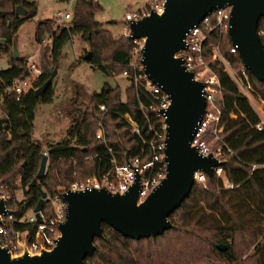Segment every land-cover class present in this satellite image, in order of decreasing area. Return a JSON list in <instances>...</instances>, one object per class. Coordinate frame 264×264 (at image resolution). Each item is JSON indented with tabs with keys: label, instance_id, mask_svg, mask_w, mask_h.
<instances>
[{
	"label": "trees",
	"instance_id": "obj_1",
	"mask_svg": "<svg viewBox=\"0 0 264 264\" xmlns=\"http://www.w3.org/2000/svg\"><path fill=\"white\" fill-rule=\"evenodd\" d=\"M70 17L63 24H56L52 17L38 19L33 27V38L41 43L44 37L49 42L40 48V72L32 80V86L16 93L3 91L4 85L16 77H23L28 68L21 55H12L18 26L36 12V0H0V53L7 55L8 65L0 69V186L3 192L20 189L23 197L14 200L13 213L20 216L32 209L40 196L34 179L46 193L40 212L43 217L53 216L49 198L57 191V185L68 184L88 174H99L108 167L111 147L120 160L124 146L129 156L151 157V150L143 140H149L153 132L150 123L140 108L139 101L148 103L150 97L142 88H136L131 77L124 89L104 82L98 91L82 95L75 91L66 105L69 121L63 135L54 140L35 136L33 117L38 103L50 102L54 87L50 82L40 93L33 90L48 76V66L57 63L63 44L75 32L87 43L81 54L89 65L104 74L122 73L129 69L135 42L120 34L101 27L95 14L101 10L98 0H73ZM20 5L24 12L16 14ZM258 30L264 45V17L258 21ZM203 53L210 56L214 47L222 58L210 61L217 74L221 97H216L222 106L219 139L214 146L225 142L231 152L221 165L224 176L215 172L211 178L195 179L189 194L170 214L174 227L165 229L155 237L138 239L124 236L112 226L101 222L102 236H94V250L87 254L82 264H264V127L256 123L260 115L252 106L247 93L240 91L237 78L225 68V60L237 69V77L243 79V62L236 51H231L232 41L226 28L220 29L214 16L208 22ZM49 58H46V55ZM253 94L264 98V81L257 79L246 69ZM245 81V79H243ZM84 98L86 100H84ZM105 111L101 114L104 141L94 137L93 130L100 114L98 104ZM150 115L152 114L149 112ZM125 114L134 118L140 132L131 130ZM144 146V151L142 147ZM42 147L46 150L44 172L36 176ZM95 153L97 155H95ZM86 154L93 155L85 159ZM225 180L233 186L225 185ZM6 203L9 205L10 199ZM13 207V206H12ZM14 227L31 228L34 223L25 221ZM218 243L225 245L219 248Z\"/></svg>",
	"mask_w": 264,
	"mask_h": 264
},
{
	"label": "water",
	"instance_id": "obj_2",
	"mask_svg": "<svg viewBox=\"0 0 264 264\" xmlns=\"http://www.w3.org/2000/svg\"><path fill=\"white\" fill-rule=\"evenodd\" d=\"M230 6L227 31L232 44L246 69L264 81V45L258 32V21L264 17V0H164L161 12L149 13L130 22L131 38H141L145 70L155 82L168 93L169 104L165 110L166 175L147 196L138 201L139 184L136 181L124 193L109 192L102 188L70 190L61 192L65 202V213L57 221L58 234L49 247L39 252H28L26 248L13 254L0 245V264H82L83 258L91 254L95 246L94 236H102L103 221L130 238L155 237L165 229L174 227L169 214L189 194L195 182V172L204 171L211 178L214 167L225 159L209 153L203 155L191 145L194 129L205 108L203 82L185 68L176 53L184 45L186 32L216 7ZM16 14L24 9L14 8ZM3 11L0 9V17ZM4 40L0 38V42ZM12 55L17 54L15 43ZM48 76L37 87L40 93L55 74L56 67H47ZM3 117H0V126ZM124 157L129 161V150L124 146ZM46 156L41 154L36 176L44 172ZM40 196L32 207L36 221L40 222V207L45 191L34 179ZM9 209L0 196V216ZM219 248L225 245L218 243Z\"/></svg>",
	"mask_w": 264,
	"mask_h": 264
},
{
	"label": "built area",
	"instance_id": "obj_3",
	"mask_svg": "<svg viewBox=\"0 0 264 264\" xmlns=\"http://www.w3.org/2000/svg\"><path fill=\"white\" fill-rule=\"evenodd\" d=\"M67 1L69 4V2L73 0ZM68 4L65 10L56 11V24H63L69 19L71 10L69 11ZM163 8L164 0H146L143 5L135 9L126 10L122 19V34L131 38L130 22L149 13L150 10L161 12ZM211 16L215 17L216 24L221 30L224 28L227 29L230 6L214 8L206 14L198 24L193 25V27L186 32L184 47L176 54L181 57L185 68L193 71V76L203 82L205 108L200 120L195 126L190 143L196 146L198 152L203 155L212 153V155L219 159H225L227 154L232 151L231 148L225 142L218 143L214 146V141L220 138L218 133L221 129L219 121L223 109L216 99V97H221L222 95L217 74L210 65V61L217 56L214 51L210 56L203 53L207 36L205 28H207ZM258 32L259 34L262 33V31L259 30ZM131 39L135 42L133 55L128 63L129 69H124L122 74L131 77L136 91H138V88H142L151 98L148 103L139 101L140 108L148 121L150 122L152 118L157 120L154 124L150 123V129L153 132L152 137L149 140H143L144 145H148L151 150V157L147 160H142L140 156H134L132 158L129 156V161H126L123 153V159L120 160L118 156L112 152L111 147H107L109 151L108 167L99 172V174H88L82 178L74 179L68 184L57 185L56 193L49 198L52 205L53 216L45 218L39 210L40 222L36 221V217L32 210L20 216L14 215L13 208L6 203L9 194L3 192L0 186V196L3 197L6 207L9 209V211L0 216V245L6 246L13 254L20 253L23 248H26L28 252H39L41 247L49 248L54 243V239L58 234L57 221L62 220L65 213V202L61 196L62 191L67 189L84 190L102 188L112 193H124L137 181L139 184L138 201H140L143 200L166 175V161L164 160L166 129L164 118L165 110L170 99L168 93L149 77L148 72L145 70L142 56L143 42H139L141 38ZM230 50L236 51V46L232 45ZM27 67L28 73L23 77H16L9 84L4 85L3 91L14 90L16 93H19L30 88L32 86V80L39 74L40 68L32 63L28 64ZM241 74L244 76L243 79H245V81H243V79L239 77L241 83L248 90H252L244 66L241 70ZM259 98L264 105V98L260 95ZM98 109L100 110V114L97 116L93 135L95 138L104 141L105 137L101 122V114L105 111V107L102 103H99ZM149 112L152 114L150 115ZM125 117L131 124V130L139 133V126L134 118L128 114H125ZM256 127L259 129L263 128L264 119L260 118L259 122L256 123ZM142 151H144V146L142 147ZM41 153L46 154V150H42ZM95 155L97 154L95 153ZM84 158L92 159L93 155L86 154ZM213 172L218 176H224L221 165L214 167ZM205 175V172L201 170L195 172V178L198 180H203ZM225 185L228 187L233 186L228 180H225ZM22 221L34 223V225L31 228L14 227V223Z\"/></svg>",
	"mask_w": 264,
	"mask_h": 264
},
{
	"label": "rangeland",
	"instance_id": "obj_4",
	"mask_svg": "<svg viewBox=\"0 0 264 264\" xmlns=\"http://www.w3.org/2000/svg\"><path fill=\"white\" fill-rule=\"evenodd\" d=\"M35 14L24 20L17 28L15 35V48L17 54L24 59L26 66L30 63L40 68V48L49 42L48 37H44L41 43H36L33 38V27L35 22L44 17H52L56 20V11L65 10L68 4L67 0H36ZM146 0H98L101 4V10L95 14L100 21L101 27L108 29L114 36H118L123 31V14L126 10L135 9L145 3ZM69 2V11L72 8ZM57 22V20H56ZM140 43L143 40H139ZM87 43L79 32H75L71 38L66 41L57 57V63L50 68L56 67L55 74L51 82L54 87V94L50 102L38 103L35 107L33 117L34 135L48 140H54L63 135L69 121L66 114V105L68 99L74 95L75 91L82 95H87L91 91H98L104 82L111 85L118 84L124 89L129 84L126 75L122 73L104 74L98 68L89 65L84 59L80 58L81 54L87 50ZM216 56L223 59L217 47L213 50ZM216 57V58H217ZM7 55L0 53V69L8 65ZM49 58V55H46ZM224 60V59H223ZM28 68V67H27ZM226 70L238 80L239 89L249 96L250 103L264 119V105L259 96L248 90L237 77V69L225 60ZM84 100H86L84 98ZM45 147H42L44 150ZM10 207L15 208L14 200L22 198L20 189H14L9 193ZM47 195H45L46 197ZM13 206V207H12ZM28 212V211H27Z\"/></svg>",
	"mask_w": 264,
	"mask_h": 264
},
{
	"label": "crops",
	"instance_id": "obj_5",
	"mask_svg": "<svg viewBox=\"0 0 264 264\" xmlns=\"http://www.w3.org/2000/svg\"><path fill=\"white\" fill-rule=\"evenodd\" d=\"M122 34V33H121Z\"/></svg>",
	"mask_w": 264,
	"mask_h": 264
}]
</instances>
